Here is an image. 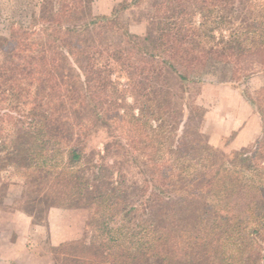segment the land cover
<instances>
[{
	"label": "rangeland",
	"instance_id": "obj_1",
	"mask_svg": "<svg viewBox=\"0 0 264 264\" xmlns=\"http://www.w3.org/2000/svg\"><path fill=\"white\" fill-rule=\"evenodd\" d=\"M44 1L45 6L42 0H0V37H10L11 26L32 23L35 19L34 25L40 26L39 32L44 33L45 44L54 46L53 37L41 27L40 20L42 17L52 20L54 15L61 13L62 8L59 0ZM159 1L84 0L80 14L73 15L71 19L65 18L63 23L67 26L88 23L94 17L114 19V23H105L104 28L95 30L90 27L84 37L88 43L97 45L98 50L104 49L103 56L90 60L86 56L79 55L74 61L65 58L56 62L58 71L55 74L59 76L64 74L60 78L62 82L69 80L67 75H75L78 88L72 87L68 90L66 86L62 87L68 94L79 90L83 84V79L78 80L76 77L80 73L78 67L84 69L83 71L86 70L85 72H92L90 89L86 92L92 100L88 99L83 104L78 99L73 105H66L65 108L71 111L70 121H59V111L52 108H59L63 104L64 95L60 97L55 93L52 94L50 97L54 95L57 97L53 104H47L48 98L37 97L36 91L42 85L32 88L34 91L26 88L22 92L23 97L28 96V98L11 120L10 129L14 133H20L21 130L29 127L28 120L33 115L38 117L42 113L54 117L56 114L55 123H52L48 117L38 120L50 133L45 139H64L65 144L63 142L62 147L66 149V155L59 169L64 170L68 167L67 150L75 148L83 155L81 164L76 165L75 168L83 169L87 174L82 180L83 189L85 188L83 198L77 200L70 198L71 196H63L64 184H67L68 177L56 178L53 166H47L44 172L35 167L34 164L37 162L31 166L32 168H26L28 166L26 163L23 164L26 167L21 168L11 164L0 166V206L24 208L35 221L43 223L47 221L49 209L58 208L60 210L53 219L57 220V229L61 235L67 233L69 227H78L77 237L51 248L55 264H73L69 263L70 253L78 248L77 243L90 242L95 229L105 219L107 214H102L103 209L99 204L89 202L92 199L91 194L85 187L87 183L101 186L102 173L107 180L108 178L111 180L109 181L112 183L111 186L108 184L107 187H115L116 197H119L123 209L134 204L153 205L154 218L164 227L172 225L167 221L170 220V216L165 217V214H169L172 209V212L175 211L177 214L176 218L182 222L180 224L190 223L195 226L202 223L205 199L210 202L212 208L226 207L231 203L237 187L246 183L255 173L254 164L249 163L246 156L242 157L243 152L244 155L249 156L251 153L264 160L261 158V153L264 152V120H262V132L256 135V138L254 136L249 141V135H246L241 146L232 144L239 124L249 113L245 101L250 100L256 113L259 114L256 104L262 100L261 90L264 88V70H261L264 53L263 56L256 53L251 57L250 49L257 47L246 46L235 48L236 56L202 58L201 63L204 66L202 67L200 63V66L194 67V70L186 74L187 80H182L170 69L168 62H164L167 57L162 53L161 39L157 34V14L154 6ZM235 1L231 14L235 26L240 30H246L249 25L259 24L255 23L257 16L253 12V6L249 7L248 0ZM260 3L264 1L259 0L258 4ZM40 5L46 7L48 11L43 13ZM230 9L232 8H226L225 14ZM196 20L199 21L198 14ZM217 24L227 27V23ZM108 26L113 27L115 32ZM124 29H127L139 46L145 48L148 53L156 55L153 61H141L140 70L134 67L132 59L128 60L125 57L130 48L126 46L128 36L124 35ZM220 31L217 27L214 33L218 35ZM28 43L24 45L31 47L34 40L30 39ZM6 55V51L0 49V62ZM133 56L136 57L137 54L134 52ZM147 66L149 71L145 70ZM177 68L182 71L179 65ZM99 83H103V86ZM98 92H102L100 97L97 95ZM10 99H5L0 106L6 105ZM4 108L11 109L10 102ZM32 108L35 109L34 113ZM125 110L137 118H130L132 114L126 118L122 115ZM57 128L61 133L52 132ZM63 130L66 134H62ZM23 140L33 142L35 139L28 135L24 136ZM48 143L51 146V142ZM203 143H208L213 149L216 148L217 163H214V166L220 170L218 174H214L215 168H208L209 175L214 181L209 187L206 186V193L200 195L204 197V202L193 195L182 196L177 192L171 193V190L164 187L167 186L164 177L169 173L180 171L183 164H178L176 159L184 161L187 155H196V149ZM172 152L179 157L173 156ZM203 155L206 153L201 152L199 157ZM46 171H52L53 175L46 176ZM108 171L113 173L110 174ZM29 172H32V175H29ZM167 184L169 186L171 182L168 180ZM18 185L22 187L21 191L16 190L19 188ZM93 190L95 189L91 191ZM161 192L171 196L172 199H168ZM210 218L211 214L208 213L206 219ZM119 221L120 218L117 217V221L114 222ZM71 222L73 224L70 226ZM205 224L204 222L203 226ZM255 224L256 222L249 226L247 221L241 226L250 230ZM169 229L171 231L172 228ZM219 233L225 232L219 231ZM251 237L254 244L249 256H253V252H256L253 256L254 261L251 257L252 264L253 262L260 264L261 257H257V254L264 253V237L256 232H252ZM176 238L177 233L172 234L171 240ZM214 249L216 247H211L210 251Z\"/></svg>",
	"mask_w": 264,
	"mask_h": 264
},
{
	"label": "trees",
	"instance_id": "obj_2",
	"mask_svg": "<svg viewBox=\"0 0 264 264\" xmlns=\"http://www.w3.org/2000/svg\"><path fill=\"white\" fill-rule=\"evenodd\" d=\"M42 1L45 6V1ZM248 1L249 7L253 6V12L257 16L255 23L259 24L249 25L246 30H240L234 25L231 15L235 0H160L154 6L157 14V34L161 39L162 53L167 57L164 62H168L170 69L176 72L182 80H187L188 75L186 74L194 70V67L201 63L202 58L233 56L235 48L246 46L257 47L250 49L252 50L249 51L251 57L256 53L263 56L264 3L258 4L259 0ZM83 2L84 0H59L60 8H62L61 13L54 15L52 20L41 18V27L45 28L53 37L54 46L45 44L44 33L39 32L40 26L34 25L35 19L32 23L11 26L10 37H0V49L7 53L5 59L0 62V103H4V100H8V98H17L16 100L10 99L6 105L0 106V166L11 164L21 168L28 165L26 168H30L37 162L34 165L41 172H44V168L47 166H53L56 178L68 177L67 184H64L63 196H71L70 198L77 200L83 198L85 188L83 189L82 180L87 176L85 170L75 168L76 165L81 164L83 155L75 148L67 150L68 167L64 170L59 169L66 155V149L62 147L65 144L64 139H45L50 133L38 120V118L48 117L52 123H55L56 114L54 117L42 113L40 116L36 114L38 117L33 115L28 120L29 127L21 130L20 133H14L10 129V123L20 110V106L27 101L28 96L24 98L22 93L26 88H30L32 91V88L42 85L36 91L37 97L48 98L47 104H53L55 97L64 95L63 104L60 105L62 110L60 107H52L55 111H59V114L57 113L59 121H70L72 118L69 116L71 113L69 108H65L66 105H73L78 99L83 104L88 99L92 100L86 94L90 89L92 72H85L86 70L83 71L84 69L78 67L80 73L76 77L78 80L83 79V84L79 90L69 94L65 93L62 87L66 86L68 90L72 87L78 88L75 83V75H67L69 80L62 82L60 78L64 74L60 76L55 74L58 71L56 62L61 59L69 58L74 61L75 58L82 55L92 60V58L98 59L99 56L104 55V49L98 50L97 45L88 43L84 37L90 27L98 30L104 28L105 23H114V19L94 17L88 23H77L71 26L63 23L66 17L71 19L73 15L80 14ZM44 6L41 8H43V13H46L48 10ZM226 8L232 9L225 14ZM197 14L199 21L196 20ZM217 23H227V27H221ZM108 27L114 31L113 27ZM217 27L221 30L218 35L214 33ZM124 31V35L128 36L126 46L130 48L125 57L128 60H133L136 69L142 68L141 61L143 60H155V53H148L145 48L139 46L127 29ZM30 39L34 40L33 45L25 46L24 44L30 42ZM12 44H14V49H12L13 46L11 47ZM134 52L137 54L136 57L133 56ZM262 62L261 70H264V59ZM177 65L182 71L177 68ZM201 65L204 66L203 63ZM145 70L149 71L148 66ZM99 85L103 86V83H99ZM54 93L57 96L50 97ZM101 93L98 92L97 95L100 97ZM22 97L23 99H21ZM261 98L262 100L256 104V108L264 120V88L261 90ZM9 102L11 109L4 108L9 105ZM32 110L34 113L35 109L32 108ZM130 114L132 113L125 110L122 115L127 118ZM131 117L137 118L134 114ZM52 132L61 133L59 128ZM62 134H66L64 130ZM28 135L34 137L35 140L24 142L23 137ZM37 136L38 138H36ZM48 142H51V146L48 145ZM201 152H205L206 155L199 157ZM7 154H9L8 157ZM172 154L178 156L175 152ZM242 157L254 164L255 173L246 183L237 187L231 203L226 207L214 206L212 208L210 202L205 199L202 223L195 226L190 223L180 224L182 222L176 218L177 214L175 211L172 212V209L169 214H165L166 218L170 216V220L167 221L172 224L166 227L160 225V222L154 218L153 205L142 203L137 206L134 204L123 209L119 197H116L115 187H107L108 184L111 186L112 183L109 182L111 180L109 178L107 180L102 173L100 175L101 186L95 182L97 185L87 183L85 187L91 194L92 199L89 202H97L103 209L102 214L106 213L107 215L102 224L95 229L90 242H76L78 248L70 253L72 259L67 257V259L70 258L69 263L252 264L251 257L256 252H253V256H249L254 244L251 233H260L264 237V160H260L251 153L249 156L244 155V152ZM184 158V161L176 159L178 164H183V167L177 173H169L164 177L166 179L164 183L167 185L164 187L171 190L170 192L173 194L177 192L182 196L193 195L204 202V197L200 195L205 194L206 186L209 187L214 181V178L209 175L208 168H215L214 163H217L216 148L213 149L208 143H203L196 149V155H187ZM261 158H264V152L261 153ZM24 163L26 165H23ZM102 169H105L104 166ZM214 171V174H218L220 170L215 168ZM51 172L46 171V176H52ZM108 172L113 173L112 171ZM28 174L32 175V172ZM168 180L171 182L169 186ZM92 189L95 190L91 191ZM161 193L168 199H172L164 192ZM208 213L211 214L209 220L206 219ZM117 217L120 218V221L115 223ZM247 221H249V226L255 222L256 224L248 230L241 226ZM204 222L206 224L203 226ZM168 226L173 230L170 231ZM219 231L225 233L221 234ZM174 233H177V238L171 240ZM211 247H216V249L210 251ZM257 257H261L260 264H264V253L262 252L260 255L258 253ZM254 259L253 257V261Z\"/></svg>",
	"mask_w": 264,
	"mask_h": 264
},
{
	"label": "crops",
	"instance_id": "obj_3",
	"mask_svg": "<svg viewBox=\"0 0 264 264\" xmlns=\"http://www.w3.org/2000/svg\"><path fill=\"white\" fill-rule=\"evenodd\" d=\"M245 102L249 113L236 130L232 143L235 146H241L246 135H249L251 141L262 132L261 116L256 113L250 100ZM18 187L16 190L21 191L22 187L20 185ZM59 210L54 207L49 209L46 219L48 222L43 223L35 221L24 208L1 205L0 264H55L51 248L77 237L79 232L78 227L74 226L69 227L70 229L63 235L59 233L57 220L53 219ZM69 224L71 226L73 222Z\"/></svg>",
	"mask_w": 264,
	"mask_h": 264
}]
</instances>
